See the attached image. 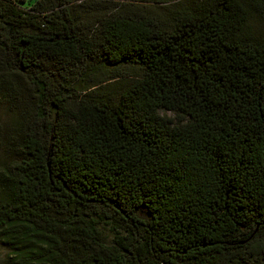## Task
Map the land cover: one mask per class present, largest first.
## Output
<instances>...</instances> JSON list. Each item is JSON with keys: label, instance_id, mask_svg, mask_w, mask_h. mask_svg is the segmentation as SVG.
Returning <instances> with one entry per match:
<instances>
[{"label": "trees", "instance_id": "trees-1", "mask_svg": "<svg viewBox=\"0 0 264 264\" xmlns=\"http://www.w3.org/2000/svg\"><path fill=\"white\" fill-rule=\"evenodd\" d=\"M109 1L0 0L2 264H264V0Z\"/></svg>", "mask_w": 264, "mask_h": 264}, {"label": "rangeland", "instance_id": "rangeland-1", "mask_svg": "<svg viewBox=\"0 0 264 264\" xmlns=\"http://www.w3.org/2000/svg\"><path fill=\"white\" fill-rule=\"evenodd\" d=\"M23 1L24 2L22 5L25 9H27V8L31 7V5H33V3L36 0H23ZM179 1H181V0H169V2H167V3H161L160 4V3L153 2V1L112 0L109 2L103 3V5H105L104 7L114 8L117 6L115 4L118 3V4H120L118 6H120L121 9H129L133 5L140 3V9L141 10L146 11L150 14H155V13H163V11L166 7L171 6V4L178 3ZM251 27L254 30H257L260 28L264 29V21L255 18L251 21ZM3 103L4 102L0 100V120L1 121L4 120V118L6 117V115L4 114V111H3ZM161 115H165L166 118H172L173 117V115L171 113L164 112V111H161ZM1 159H2V152L0 150V161H1ZM5 256H6V250L0 244V264H2Z\"/></svg>", "mask_w": 264, "mask_h": 264}]
</instances>
